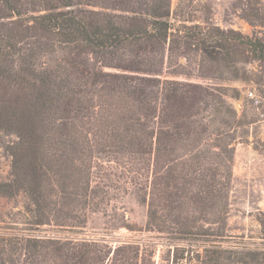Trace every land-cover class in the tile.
<instances>
[{
	"label": "trees",
	"instance_id": "16d2710c",
	"mask_svg": "<svg viewBox=\"0 0 264 264\" xmlns=\"http://www.w3.org/2000/svg\"><path fill=\"white\" fill-rule=\"evenodd\" d=\"M170 1L0 0V128L17 136L0 195L22 191L37 220L76 226L87 209H104L116 191L151 176L149 216L167 231L188 233L203 202L225 211L216 180L187 182L181 174L188 169L176 163L180 147H193V137L206 131L203 106L216 108L219 96L210 91L214 103L202 106L201 86L166 76H191L180 57L208 58L231 39L264 60V44L218 26L187 24ZM164 209L172 211L158 212ZM105 247L0 233V264H44L48 256L52 264H101ZM118 248L128 264L134 249ZM215 248L198 263L259 259Z\"/></svg>",
	"mask_w": 264,
	"mask_h": 264
},
{
	"label": "rangeland",
	"instance_id": "374dc122",
	"mask_svg": "<svg viewBox=\"0 0 264 264\" xmlns=\"http://www.w3.org/2000/svg\"><path fill=\"white\" fill-rule=\"evenodd\" d=\"M170 5L174 15L188 19L187 24L218 26L264 44V0H171ZM217 52L208 58L191 54L187 60L182 56L178 62L191 76L166 77L201 86L204 95L200 94L198 101L202 106L204 100L214 103L210 91L219 96L214 99L216 108L203 106L199 115L206 131L193 137V147L178 148L176 163H182L180 169H188L181 174L185 181L205 180L206 185L216 180L225 195V211L221 212L219 205L215 212L210 203L203 202L202 214L195 213L194 227L184 230L188 233L167 231L164 224H156L149 216L153 180L149 176L142 186L128 184L126 191H116L104 209H87L85 221L76 226L50 221L46 216L37 220L34 204L22 191L0 195V233L59 243L96 241L106 250L110 248L101 264H125L126 255L115 250L118 247L134 249L128 264H175L180 260L204 261L217 246L250 252L259 257L254 264H264V60L255 56L251 46L232 39ZM170 69L165 66L164 70L167 73ZM16 140L14 132L0 128V181L10 176V150ZM230 141L231 148L226 149ZM96 156L109 158L103 152ZM142 195H146L145 201ZM44 264H52L49 256Z\"/></svg>",
	"mask_w": 264,
	"mask_h": 264
},
{
	"label": "built area",
	"instance_id": "2783aa9c",
	"mask_svg": "<svg viewBox=\"0 0 264 264\" xmlns=\"http://www.w3.org/2000/svg\"><path fill=\"white\" fill-rule=\"evenodd\" d=\"M175 264H199V263L194 260H185V261L180 260L175 262Z\"/></svg>",
	"mask_w": 264,
	"mask_h": 264
},
{
	"label": "crops",
	"instance_id": "0c3cea01",
	"mask_svg": "<svg viewBox=\"0 0 264 264\" xmlns=\"http://www.w3.org/2000/svg\"><path fill=\"white\" fill-rule=\"evenodd\" d=\"M248 146V145H247ZM263 171V170H262ZM264 172V171H263Z\"/></svg>",
	"mask_w": 264,
	"mask_h": 264
}]
</instances>
